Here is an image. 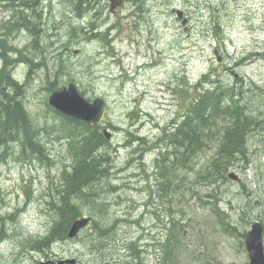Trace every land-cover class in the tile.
<instances>
[{
	"label": "rangeland",
	"instance_id": "obj_1",
	"mask_svg": "<svg viewBox=\"0 0 264 264\" xmlns=\"http://www.w3.org/2000/svg\"><path fill=\"white\" fill-rule=\"evenodd\" d=\"M4 3L0 102L22 99L34 120L29 141L34 144L40 135L47 160L34 156L32 146L28 156L17 147L14 154L0 146V264H38L46 257L74 258L75 264H247L244 238L254 221L263 225L264 243V109L249 138L250 163L233 161L223 172L235 171L239 183L196 182L215 156L218 135L189 166L171 169L173 161L162 157L159 167L170 169L166 185L156 168L159 151L148 146L162 138L160 150L169 147L164 132L183 115L188 85L206 69L214 67L221 79L227 77L225 83L245 85L248 98L264 107V0H143L139 9L125 1L113 11L109 0H96L79 17L72 0ZM173 8L183 10L186 25ZM203 28L210 34H201ZM219 33L224 40L217 41ZM107 34L114 37L108 45L102 41ZM57 67L67 76L56 77ZM5 72L22 84L18 96ZM50 81L58 87L73 81L89 100L103 97V123L116 127L106 126L112 133L107 179L93 186L105 206L83 205L74 219L90 217L86 227L36 251L31 240L44 235L55 219L47 202L73 157L62 138L64 122L47 106ZM5 110L9 115L12 107Z\"/></svg>",
	"mask_w": 264,
	"mask_h": 264
},
{
	"label": "trees",
	"instance_id": "obj_2",
	"mask_svg": "<svg viewBox=\"0 0 264 264\" xmlns=\"http://www.w3.org/2000/svg\"><path fill=\"white\" fill-rule=\"evenodd\" d=\"M6 1L9 2V5H11V2L14 5H19V2L23 0H0V6L4 7L3 3ZM125 1H131L139 9L143 0ZM36 2L37 0H34V4ZM95 2L96 0H72V12L77 17L84 16L86 11L95 7ZM33 24L35 23L33 22ZM206 32L210 34L205 28L200 30L201 34L204 33L205 35ZM0 38L2 39L0 44L4 45L5 38L2 36ZM113 38H108L107 34V37L102 38V41L108 45V42ZM87 65L84 66L85 69ZM213 69L214 67H212ZM58 72L60 73L58 77L67 76V74L62 73V68ZM5 74H7L6 78L8 79V86H10L11 92H13L14 96H18L21 93L22 84L10 74L8 75V72H5ZM209 75H200L193 84L189 83L185 112L180 117L175 128L170 129L172 133L164 132V136H166L170 145L163 152L172 161L176 162L178 166H185V160H187V166H189L192 157L212 138L218 135L221 140L215 151V156L210 161V164L198 173V180L196 181L198 183L203 180L205 185H214L226 179V175L223 172L231 162L236 161L238 164L243 165L249 161V138L263 121L260 117L263 114L264 107L262 106L263 103H254L248 98V94L245 92V85L222 84L217 81L218 79H216V83L212 84V81L207 78ZM50 85L53 87L49 91L59 86L53 82ZM200 85L203 87H200ZM18 98L9 100V97H6V100L0 102V146H3L1 150L7 152L5 148L11 149L12 143H17L20 148L26 147L28 151L30 146H32L35 150L34 156L47 160L41 144L36 145L35 142L33 144V141H29L34 120H30L25 104L23 101L20 103L21 101ZM19 99L22 100L21 98ZM5 106L12 107L9 115L5 111ZM50 110L55 111L52 108ZM133 112V109L130 110L128 116L131 117ZM58 117L64 122L62 138L67 141L73 157L71 160L72 169L64 174L68 178L62 177L59 180L55 192L58 193V198L61 199L63 204L67 203L66 197H76L78 199L83 198L84 194H87L91 203L99 205L101 201L97 197V192L93 186L100 178V163L112 160L109 151L106 149L109 142L101 130L102 126L72 119L60 113H58ZM36 124H38V121H36ZM106 125L113 129L115 128L110 122ZM14 133L16 136L12 139H7V134L12 135ZM9 140L11 141L9 142ZM159 168L161 169V177L166 185L170 173L169 167L164 164L163 167ZM85 170H88L89 173L93 171V178L85 185H78L80 174ZM209 195L213 194L209 193ZM97 210L101 211V213L104 212L103 207L101 210L97 207ZM216 212H218L217 208ZM54 214L56 217L47 233L31 240L30 248L32 250L43 251L52 242L65 238L69 224L79 215V212L75 206H72L65 212ZM233 226L230 225L227 230H232Z\"/></svg>",
	"mask_w": 264,
	"mask_h": 264
},
{
	"label": "water",
	"instance_id": "obj_3",
	"mask_svg": "<svg viewBox=\"0 0 264 264\" xmlns=\"http://www.w3.org/2000/svg\"><path fill=\"white\" fill-rule=\"evenodd\" d=\"M124 0H109L108 8L113 11L123 4ZM177 18L181 19V24L187 23V18L180 9H174ZM48 103L57 111L85 122L98 125L104 114V100L100 97L88 101L77 89L73 83H68L61 89L54 90L49 94ZM106 138L110 137V133L106 129L103 130ZM227 177L233 181H239V176L231 171ZM88 217H80L75 219L67 232L68 237H74L78 231L88 224ZM263 227L255 221L250 225L245 235V249L248 255V264H264V247L262 243ZM74 264V258H63L54 260L40 261L38 264Z\"/></svg>",
	"mask_w": 264,
	"mask_h": 264
},
{
	"label": "bare ground",
	"instance_id": "obj_4",
	"mask_svg": "<svg viewBox=\"0 0 264 264\" xmlns=\"http://www.w3.org/2000/svg\"><path fill=\"white\" fill-rule=\"evenodd\" d=\"M3 4H5V3H3ZM11 4H13V3H11ZM90 10V9H89ZM87 12V11H86ZM215 33V32H214ZM214 35H216V33L214 34ZM221 35V33H219V34H217V41H222V40H224V39H219V36ZM219 39V40H218ZM56 47V46H55ZM55 47H53L52 46V51H51V53H53L55 50H56V48ZM237 55H242L243 53L242 52H237L236 53ZM228 57L229 56H226L225 57V61L226 62H229L230 63V61L228 60ZM240 59H242V60H246L247 59V56H245V55H243V56H241L240 57ZM257 59V58H256ZM247 63H249V62H247ZM246 62H242L240 65H242V66H245L246 64H247ZM59 67H57V69H56V74H55V76L56 77H58V74H60L58 71H59ZM62 70H63V68H62ZM207 70H210V69H206L204 72H202L200 75H203V74H210L209 76H207V78H209L211 81H212V84H214V83H216V79H218L217 81L219 82V83H222V84H228V83H225V81L227 80V77L225 78V79H221L220 78V73H219V71L218 70H216V69H211L210 71H207ZM62 73H64V71L62 72ZM51 82H53L54 83V81H50L49 83H48V86L46 87V89L49 91L50 90V88H52L53 86L52 85H50V83ZM55 84V83H54ZM200 87H203L202 85H200ZM6 111V110H5ZM50 112H52L54 115H55V117L57 118L58 117V111H50ZM5 114H6V112H5ZM133 114H134V112L132 113V115H131V117L133 116ZM169 134L170 133H172V130L171 131H169L168 132ZM15 134V133H14ZM166 138V137H165ZM35 140V143H36V145H40L41 144V138H40V135H38V137L36 138V139H34ZM220 140H221V138H220ZM11 141V140H10ZM9 141V142H10ZM161 141H162V138H158V139H156V140H154V141H151V143H150V145L148 146V149H150V150H158L159 151V154H158V152H157V155H156V160H157V165H156V168H159V165H160V163H161V158L162 157H166V155L164 154V152H163V150H160L161 149ZM166 141H168V139L166 138ZM11 149H9V152H13L14 154H15V152H14V148L15 147H17V148H19V151H20V153H22L23 154V156H28V153H29V151H28V149L25 147V148H20L19 147V145L17 144V143H12L11 144ZM99 149V148H98ZM251 151V150H250ZM171 161H172V159H170ZM112 162V160L111 161H107V162H102V163H100V166H99V175H100V178H99V180H98V182H102V181H106V174L108 173V169H107V166H109L110 165V163ZM185 162V166L187 165V160H185L184 161ZM163 163H164V159H163ZM248 163H250V159H249V161L246 163V164H248ZM243 165H245V164H243ZM242 165V166H243ZM68 167L62 172V177L63 178H68V176H64V174L66 173V172H69L71 169H72V166H71V163L69 164V165H67ZM176 166H178V164L176 163V162H172V164H171V169L173 168V167H176ZM161 167H163V166H161ZM179 168H181V167H184V165H182V166H178ZM157 170V169H156ZM170 170V169H169ZM93 171L91 172V173H89L88 172V170H85L84 172H81V174H80V179H79V181H78V185H85V184H87V183H89L91 180H92V178H93ZM97 182V183H98ZM90 188V187H89ZM140 192L142 191V188L141 187H139V188H137ZM88 191H89V189H88ZM66 199H67V203L66 204H63V203H61V199H59L58 198V193L57 192H53L51 195H50V200L47 202V204L48 205H50V208H51V210L53 211V214L54 213H61V212H65V211H67L70 207H72V206H75L77 209H78V212L79 213H81V209H82V207H83V205H85L86 207L88 206V204L90 203V201H89V199H88V197H87V194H84V197L83 198H78V199H76V197H66ZM61 206H63V208H61ZM141 219H137L136 221H140ZM119 223H121V222H119ZM109 226H111V228L113 229V227H114V225L113 224H108ZM135 225H136V223H135ZM123 240V237H121L120 238V245H122V241ZM115 242V241H114ZM114 242H112V243H114ZM120 258H122L123 259V257L121 256Z\"/></svg>",
	"mask_w": 264,
	"mask_h": 264
},
{
	"label": "flooded vegetation",
	"instance_id": "obj_5",
	"mask_svg": "<svg viewBox=\"0 0 264 264\" xmlns=\"http://www.w3.org/2000/svg\"><path fill=\"white\" fill-rule=\"evenodd\" d=\"M226 70H230V68L229 67H227V69ZM235 77H237V75H235ZM46 258H49V257H46Z\"/></svg>",
	"mask_w": 264,
	"mask_h": 264
}]
</instances>
